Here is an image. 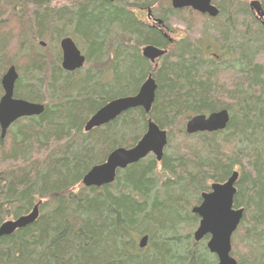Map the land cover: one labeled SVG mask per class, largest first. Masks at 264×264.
I'll use <instances>...</instances> for the list:
<instances>
[{
    "label": "trees",
    "instance_id": "trees-1",
    "mask_svg": "<svg viewBox=\"0 0 264 264\" xmlns=\"http://www.w3.org/2000/svg\"><path fill=\"white\" fill-rule=\"evenodd\" d=\"M51 1L0 0V79L13 65L14 97L44 105L0 133V224L39 202L34 223L0 238V264H217L208 236L194 241L199 219L191 208L234 170L233 206L244 213L231 256L264 264V26L248 4L219 0L218 16L205 21L156 9L167 28L171 21L189 28L169 41L131 10L162 0H72L59 8ZM261 6L264 13V0ZM64 37L82 50L87 68H61ZM38 39L54 42V61ZM147 45L166 50L156 66L141 55ZM148 75L157 84L149 114L129 109L84 131L99 108L135 95ZM221 109L230 113L225 129L185 132L192 116ZM149 119L167 132L161 162L148 155L111 184L84 187L83 176L114 149L133 147Z\"/></svg>",
    "mask_w": 264,
    "mask_h": 264
},
{
    "label": "water",
    "instance_id": "water-1",
    "mask_svg": "<svg viewBox=\"0 0 264 264\" xmlns=\"http://www.w3.org/2000/svg\"><path fill=\"white\" fill-rule=\"evenodd\" d=\"M113 2L114 0H104ZM173 8L180 9L190 7L202 14L215 17L218 10L211 4V0H171ZM249 8L257 16H262L263 10L257 0L249 2ZM61 49V68L72 72L80 69L85 62L84 55L78 49L70 37H65L59 42ZM166 51L151 45L144 46L141 54L144 58L155 62ZM18 73L13 65L9 66L2 75L0 85L3 91L0 97V133L1 138L6 134L8 127L16 120L23 117L39 116L44 105L14 97V87ZM157 84L151 75L140 86L133 96L113 99L99 108L85 123L84 131L108 124L123 112L141 107L149 114L155 99ZM229 121V113L226 109L192 116L185 123V132L194 134L197 132H216L226 128ZM167 144V132L148 120L147 129L139 141L130 148L118 147L106 157L101 164L94 165L82 178L84 187H101L111 184L118 170H123L152 154L156 161H160ZM238 172L233 171L223 183H212L210 191L203 192L201 203L193 206L191 212L198 216V226L193 232L195 242H199L208 236L207 250L216 256L217 264H238L231 256V236L237 229L243 217V209L233 208V199L236 194V182ZM39 215V202L32 209L17 218L8 219L0 224V238L9 236L16 230L22 229L36 221ZM147 235L139 240V247L147 244Z\"/></svg>",
    "mask_w": 264,
    "mask_h": 264
},
{
    "label": "flooded vegetation",
    "instance_id": "flooded-vegetation-1",
    "mask_svg": "<svg viewBox=\"0 0 264 264\" xmlns=\"http://www.w3.org/2000/svg\"><path fill=\"white\" fill-rule=\"evenodd\" d=\"M162 1H164V0H162ZM162 1L161 2H158V3H156L155 4V6H148V7H146V6H132V12H133V14H134V16L137 18V20H139L140 22H142V23H144L145 25H147L148 27H151V28H154V29H157V30H159L161 33H162V35L164 36V38H167L169 41H172V40H175L174 38H173V35L172 36H170V34H169V32L170 33H172V31L173 30H171L170 28H167L165 25H164V21L161 19V17H160V15L158 14V11H155L156 9H159V8H162V9H164V7H169V8H172V9H174V10H185V11H187V12H189V14H190V16H194V17H198V18H200V19H202V20H204L205 21V19H213V18H215V17H217L218 16V14H219V8H218V1L219 0H211V4L218 10V13H217V15L215 16V17H210L209 15H207V14H202V13H200V12H198V11H196V10H193L192 8H190V7H183V8H180V9H176V8H173L172 7V4H171V0H165L164 1V5H160V3H162ZM248 6H249V4H248ZM154 9V10H153ZM136 11H140V12H145L146 13V19H147V22H145L142 18H140V17H138L137 15H136ZM186 12V13H187ZM255 19L256 20H258L259 22H260V24H262L263 26H264V16L262 15L261 17H256L255 16ZM184 36V35H183ZM182 38V37H181ZM216 45V44H215ZM215 48H217V46H215ZM166 51V50H165ZM211 51H212V49H211ZM210 54V56L209 57H211L213 60H218V55H217V57H216V55H214L213 53H209ZM160 58H158V59H156L155 60V62H153V64H155L158 60H159ZM148 60V59H147ZM149 62H150V60H148ZM150 63H152V62H150ZM155 66H156V64H155ZM228 111V110H227ZM228 113H229V111H228ZM205 115H207V114H205ZM229 119H230V113H229ZM197 133H201V132H197ZM195 134V133H194ZM166 148V147H165ZM165 148H164V151H165ZM164 151H163V154H164ZM148 155H152V154H148ZM147 155V156H148ZM158 163H160L161 162V160L160 161H157ZM229 177V176H228ZM226 180H227V178H226ZM226 180H224L223 182H225ZM223 182H219V183H223ZM215 183V182H214ZM237 183V182H236ZM210 186V185H209ZM236 186V185H235ZM208 191H210V188H209V190ZM208 191H205V192H208ZM203 193V192H202ZM202 201V200H201ZM201 203V202H200ZM199 203V204H200ZM199 204H197V205H199ZM233 208L234 209H240V208H242V207H239V208H235L234 206H233ZM243 209V213H244V208H242ZM199 219V218H198Z\"/></svg>",
    "mask_w": 264,
    "mask_h": 264
},
{
    "label": "rangeland",
    "instance_id": "rangeland-1",
    "mask_svg": "<svg viewBox=\"0 0 264 264\" xmlns=\"http://www.w3.org/2000/svg\"><path fill=\"white\" fill-rule=\"evenodd\" d=\"M242 3L244 4H249V2L251 0H240ZM259 2H261L262 0H257ZM72 3V0H52L51 1V4H50V7L53 8V7H63V6H69L71 5ZM136 15L140 18H142L145 22H147V19H146V13L143 11V12H140V11H136ZM185 15V14H184ZM172 28V29H171ZM170 29L173 30L172 33L169 32L170 36L173 35V38L175 40H178L180 39L181 37H184L185 35H187V33L189 32V28L187 27V25L185 23H180V21H175V22H172L171 21V25H170ZM184 35V36H183ZM40 41H43L45 43L44 46H42V48H45L46 45L48 46V50H49V59L51 61H54V56H52L53 54H56V48L54 47V42H50V44H46L47 40L45 39H38L37 40V43H39ZM58 47H59V44H58ZM50 48V49H49ZM60 50V49H59ZM61 53V52H60ZM83 53V52H82ZM84 54V53H83ZM209 53H206V55H208ZM19 58V57H18ZM91 66V65H90ZM92 67V66H91ZM85 68H87V65H85ZM1 80V79H0ZM2 89V88H1ZM176 138V137H175ZM177 142L178 141V138L175 139ZM175 142L170 146V150H174L175 151ZM170 152L172 151H169L168 150V154H171ZM157 162V161H156ZM158 163V162H157ZM232 246V244H231ZM231 250H232V247H231Z\"/></svg>",
    "mask_w": 264,
    "mask_h": 264
},
{
    "label": "bare ground",
    "instance_id": "bare-ground-1",
    "mask_svg": "<svg viewBox=\"0 0 264 264\" xmlns=\"http://www.w3.org/2000/svg\"><path fill=\"white\" fill-rule=\"evenodd\" d=\"M154 10V9H153ZM199 28V27H198ZM201 28V27H200ZM199 28V29H200ZM215 28V27H214ZM210 31H212V30H210ZM209 32V31H208ZM205 34V33H204ZM224 34V33H223ZM197 37H198V35H197ZM194 40V39H193ZM221 43V42H220ZM230 67V66H229ZM221 70V69H220ZM230 72H232L231 70H230ZM232 76V75H231ZM101 83V82H100ZM222 110V109H221ZM219 111V110H218ZM216 112V111H215ZM212 113V112H211Z\"/></svg>",
    "mask_w": 264,
    "mask_h": 264
}]
</instances>
